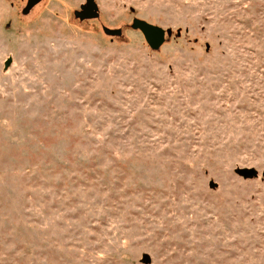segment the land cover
<instances>
[{
	"label": "rangeland",
	"instance_id": "374dc122",
	"mask_svg": "<svg viewBox=\"0 0 264 264\" xmlns=\"http://www.w3.org/2000/svg\"><path fill=\"white\" fill-rule=\"evenodd\" d=\"M87 1L0 0V264H264V0Z\"/></svg>",
	"mask_w": 264,
	"mask_h": 264
},
{
	"label": "water",
	"instance_id": "95a60500",
	"mask_svg": "<svg viewBox=\"0 0 264 264\" xmlns=\"http://www.w3.org/2000/svg\"><path fill=\"white\" fill-rule=\"evenodd\" d=\"M39 1L40 0H27V4L23 10L24 14L28 13L29 10ZM84 10H86V13L79 14L80 18L92 17L96 15L95 4L92 0L87 1ZM132 27L138 29L142 33L145 41L152 49H157L164 43L165 30L160 26L150 24L144 20L134 19L132 22ZM109 32L118 33V34L120 33L119 31H109ZM236 172L245 178L253 177L257 175L256 170L252 168H240L237 169Z\"/></svg>",
	"mask_w": 264,
	"mask_h": 264
},
{
	"label": "flooded vegetation",
	"instance_id": "af4514ba",
	"mask_svg": "<svg viewBox=\"0 0 264 264\" xmlns=\"http://www.w3.org/2000/svg\"><path fill=\"white\" fill-rule=\"evenodd\" d=\"M81 13H82V14H83V13L85 14V13H86V10H83Z\"/></svg>",
	"mask_w": 264,
	"mask_h": 264
}]
</instances>
